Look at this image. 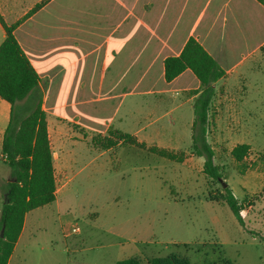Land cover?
Returning <instances> with one entry per match:
<instances>
[{"label":"crops","instance_id":"crops-1","mask_svg":"<svg viewBox=\"0 0 264 264\" xmlns=\"http://www.w3.org/2000/svg\"><path fill=\"white\" fill-rule=\"evenodd\" d=\"M44 1L0 0V16L8 26L21 22L15 37L40 78L57 186L62 183L57 195L85 172L76 169L80 154L92 157L98 137L124 134L147 147L176 151L180 134L193 136L198 95L190 92L200 90L201 82L189 69L167 82L164 65L190 39L226 73L213 84L217 95L208 135L226 132L224 119L245 118V94L233 96L228 88L232 81L247 82L242 69L264 47V7L256 0H47L29 15ZM5 38L0 22V46ZM10 115V104L0 99V154ZM125 146L103 148L99 157ZM203 159L192 155L188 161ZM6 174L0 171V237L6 190L13 182L12 172ZM44 208L26 215L9 264H28L34 253L40 264L47 250L44 218L33 215Z\"/></svg>","mask_w":264,"mask_h":264},{"label":"rangeland","instance_id":"rangeland-1","mask_svg":"<svg viewBox=\"0 0 264 264\" xmlns=\"http://www.w3.org/2000/svg\"><path fill=\"white\" fill-rule=\"evenodd\" d=\"M256 57L242 69L247 82L232 81L228 88L233 96L245 94V118L224 119L226 132L207 137L226 188L203 173L204 163L188 161L198 156L189 132L179 135L173 151L185 154L183 163L127 145L101 158L108 148L98 137L92 157L80 154L76 169L85 172L33 215L44 218L40 241L47 250L40 264H117L135 256L149 264L174 254L192 264H264V52ZM239 144L250 145L246 167L231 156ZM0 171L12 172L1 159ZM227 188L244 206V225L224 203ZM75 226L80 234L68 236ZM38 263L34 253L28 264Z\"/></svg>","mask_w":264,"mask_h":264},{"label":"trees","instance_id":"trees-1","mask_svg":"<svg viewBox=\"0 0 264 264\" xmlns=\"http://www.w3.org/2000/svg\"><path fill=\"white\" fill-rule=\"evenodd\" d=\"M264 7V0H256ZM47 0L39 4L29 15L40 9ZM6 38L0 46V99L11 106L9 126L2 141L3 162L12 170L13 182L6 190V202L2 207L1 226L4 232L0 237V264H9L15 245L23 230L26 215L34 210L53 204L56 201L57 182L53 163V152L48 135L47 115L42 109L43 95L39 88L40 78L20 47L15 30L18 22L8 26L0 16ZM264 52V47L261 48ZM165 79L171 82L191 70L201 82V89L191 91L195 99V121L193 124L192 150L205 159L203 173L210 179L220 182L223 177L221 167L214 162L215 150L208 144V127L211 122L209 112L217 92L214 83L225 78V71L215 59L195 40L190 39L182 53L167 58ZM105 137V148L124 145H136L158 157L183 163L184 153L139 144L129 135L115 134ZM250 145L239 144L231 151L235 162L246 167ZM224 203L230 208L236 219L244 225L243 207L230 188L225 190ZM117 264H143L135 256L119 261ZM149 264H192L188 258L176 254L166 257H154ZM218 264H234L222 260Z\"/></svg>","mask_w":264,"mask_h":264},{"label":"built area","instance_id":"built-area-1","mask_svg":"<svg viewBox=\"0 0 264 264\" xmlns=\"http://www.w3.org/2000/svg\"><path fill=\"white\" fill-rule=\"evenodd\" d=\"M241 204V203H240ZM244 210V209H243ZM243 210H242V213H243ZM80 234V228L78 226H75L72 228L71 232L68 234V236H71V235H78Z\"/></svg>","mask_w":264,"mask_h":264},{"label":"water","instance_id":"water-1","mask_svg":"<svg viewBox=\"0 0 264 264\" xmlns=\"http://www.w3.org/2000/svg\"><path fill=\"white\" fill-rule=\"evenodd\" d=\"M219 181L223 184V187L226 188L227 187V183H225L222 179H219ZM4 232V228L2 229V234Z\"/></svg>","mask_w":264,"mask_h":264}]
</instances>
